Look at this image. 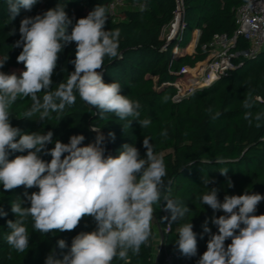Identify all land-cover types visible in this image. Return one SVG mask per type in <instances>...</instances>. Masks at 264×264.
Listing matches in <instances>:
<instances>
[{"label": "trees", "instance_id": "1", "mask_svg": "<svg viewBox=\"0 0 264 264\" xmlns=\"http://www.w3.org/2000/svg\"><path fill=\"white\" fill-rule=\"evenodd\" d=\"M113 1L39 0L31 11L21 9L19 15L11 20L6 0H0V60L8 56L0 71L19 75L25 70L22 63H17L22 47H14L20 39L19 26L23 18L43 14L59 3L65 5V11L75 24L96 5H102L108 14L106 29H120L119 56L105 58L100 70L103 80L105 83L118 82L122 94L139 101V119H150L151 123L141 128L133 121L131 127H125L133 118L120 120L114 113H105L102 118L99 110L81 100L78 93H75L73 105H66L60 113H50L43 121H39L38 113L31 119L25 118L32 101L30 97H18L10 107V123L22 133L52 131L53 143L47 145L48 149L55 146L56 140L68 143L73 135L85 137L82 146L93 143L97 133L91 131V127H95L101 129L106 137L105 155L113 157L119 155L124 144H132L143 158L146 152L143 139L149 138L154 152L163 158L167 172L160 203L153 205L152 235L148 243L141 246L139 254L130 251L126 260L116 258L112 264H164L165 249L173 253V264H197L207 250L209 240V234L203 231L205 221H208L211 232L216 233L217 227L211 223V218L224 214L201 204V197L209 191L208 188L219 189L218 199L221 201L226 194L242 195L245 191L264 195V119L259 121L261 127L257 128L254 118L257 113L264 112V49L257 57L242 62L239 68L222 76L211 86L177 98L175 84L183 88L186 86L181 70L184 67L194 68L207 58V45L215 35H233L236 11L247 0H180L183 28L170 40L165 37L164 31L173 22L179 0H122L142 4L143 7L127 8L121 15H111ZM13 29L15 33L10 35ZM68 32L70 34L71 26ZM195 32H199L196 46L197 36L193 40ZM176 46L177 52L174 51ZM188 47L190 51L195 48L191 53L182 52ZM238 47L245 48L247 43L239 40ZM75 52L76 44L72 42L59 54L49 91H55L60 83L67 82L69 73L74 71L70 61L75 58ZM37 95L42 102L45 92ZM246 98L253 102L251 109L243 107ZM249 111L252 113L251 123L245 119V113ZM217 112L220 115L213 118ZM109 132L115 134L114 140L108 137ZM26 154L13 152L9 159ZM40 155L45 161L51 160L49 155ZM223 170L228 171L227 177L220 174ZM207 178L214 181L208 188L203 184V179ZM229 179L232 187L228 186ZM35 191L38 188L21 186L5 192L0 185V207L7 213L0 217V264H44L53 249L57 258L62 259L76 235L96 229L95 221L84 217L73 231L42 235L34 231L29 217L26 220L30 237L28 249L23 253L12 249L7 243L11 231L7 221L16 218L11 211L12 203L18 198L25 200V192L31 194ZM165 196L181 201L191 211L169 225L162 219L170 216L164 210ZM24 206L29 204L25 201ZM255 214H264V201L258 205ZM189 222L197 234V254L193 257L183 256L175 243L178 229ZM158 228L162 231L163 241L157 261L153 245ZM60 239L67 242L68 248L61 250L57 247ZM230 243V239L226 240L225 246Z\"/></svg>", "mask_w": 264, "mask_h": 264}, {"label": "clouds", "instance_id": "2", "mask_svg": "<svg viewBox=\"0 0 264 264\" xmlns=\"http://www.w3.org/2000/svg\"><path fill=\"white\" fill-rule=\"evenodd\" d=\"M38 2L6 0L10 19L14 20L21 9L31 11ZM107 23V9L102 5H96L75 24L65 5L59 3L43 14L25 17L19 26L20 39L14 45L22 47L17 63H22L25 70L19 75L0 71V185L5 192L21 186L38 188L31 194L25 192V200L18 198L12 203L11 211L16 218L7 221L11 230L7 243L19 253L28 249L26 220L29 217L34 231L42 235L73 231L84 217H91L96 223L95 230L81 232L72 239L62 259L57 258L53 249L44 264H112L116 258L126 260L130 251L139 254L141 246L152 235L153 205L160 203L165 186L166 165L147 137L143 139L146 149L143 158L132 144H124L119 155L113 157L105 155L106 137L95 127H91L97 133L93 143L82 146L85 137L73 135L68 143L56 140L55 146L48 149L47 145L53 143L52 131L22 133L10 123V107L18 97L31 98L32 105L25 112V118L31 119L38 113L39 121H43L50 113H60L66 105H73L75 93L98 109L102 118L105 113H114L120 120L133 118L125 127H131L133 121L141 128L151 123L150 119H139V101L122 94L118 82L103 80L100 70L105 58L119 56L120 29H106ZM14 33L15 29L10 35ZM72 42L76 44L75 58L70 61L74 71L69 73L66 83L49 91L59 54ZM7 60L8 56L0 60V68ZM41 91L45 92L42 102L37 95ZM243 107H253L250 98L244 100ZM219 115L217 112L213 118ZM254 118L256 127H261L259 121L264 119V112ZM245 119L251 123L250 111L245 113ZM108 137L114 140L115 134L109 132ZM13 152L27 154L9 159ZM41 153L51 156V160H43ZM227 173V170L220 171L225 177ZM210 183L214 181L203 179L206 187ZM228 186H233L230 179ZM208 189L201 197V204L224 214L211 218L217 227L216 233L211 232L205 221L203 231L209 234V240L197 264H264V214H255L264 195L245 191L242 195L226 194L221 201L219 189ZM25 201L29 206H24ZM164 201V210L170 216L162 219L169 225L191 211L179 200L165 196ZM6 215L0 207V217ZM229 239L231 243L225 246ZM175 243L183 256H196L197 234L191 222L178 229ZM57 247L63 250L68 245L60 239Z\"/></svg>", "mask_w": 264, "mask_h": 264}, {"label": "built area", "instance_id": "3", "mask_svg": "<svg viewBox=\"0 0 264 264\" xmlns=\"http://www.w3.org/2000/svg\"><path fill=\"white\" fill-rule=\"evenodd\" d=\"M120 2L123 1L114 0L110 5L111 15H114L112 9L115 4ZM137 7H143V5H137ZM180 21L181 8L179 0L173 22L169 24L171 26L170 33L165 36L168 40L174 39L183 28L182 23L179 24ZM239 40L246 42L247 47H238ZM207 48L208 56L203 62L198 63L194 68L184 67L181 70L180 74L185 78L186 88L175 84L178 90L177 98L211 86L222 76H226L231 71L239 68L242 62L259 55L264 49V0H247L236 11L233 35H215ZM174 51H178V46L175 47ZM189 76L191 77V83L187 85L186 82ZM173 261V253L165 249L164 264H173Z\"/></svg>", "mask_w": 264, "mask_h": 264}, {"label": "rangeland", "instance_id": "4", "mask_svg": "<svg viewBox=\"0 0 264 264\" xmlns=\"http://www.w3.org/2000/svg\"><path fill=\"white\" fill-rule=\"evenodd\" d=\"M136 6L137 5H135V4L131 3V2L123 1V2H120V3H116L115 4V7L112 9V12H113V14H119V15H121L125 9H127V8H135ZM170 29H171V26L169 25L165 29V31H164L165 36H168L169 35ZM195 37H196V35H195ZM188 78L189 79H187V82H186L187 85H189L191 83V80H190L191 77L189 76ZM185 88H186V86H185ZM156 233L157 234L155 236L154 245H153V252H154V256L155 257L160 252V250H161V243H162L161 236L159 234L158 229H157Z\"/></svg>", "mask_w": 264, "mask_h": 264}, {"label": "crops", "instance_id": "5", "mask_svg": "<svg viewBox=\"0 0 264 264\" xmlns=\"http://www.w3.org/2000/svg\"><path fill=\"white\" fill-rule=\"evenodd\" d=\"M195 35L197 36V37H196V43H195V46H196V44H197V40H198V36H199V32H195V33H194V35H193V40L195 39ZM193 40H192V41H193ZM191 43H192V42H191ZM190 45H191V44H190ZM190 45H189V47H190ZM189 47H188L186 50H183L182 52H184V53H185V52H187V53H191V52L194 50V48H195V47H194L193 50L190 51V50H189Z\"/></svg>", "mask_w": 264, "mask_h": 264}, {"label": "water", "instance_id": "6", "mask_svg": "<svg viewBox=\"0 0 264 264\" xmlns=\"http://www.w3.org/2000/svg\"><path fill=\"white\" fill-rule=\"evenodd\" d=\"M180 25H181V21H180V23H179ZM179 25V26H180ZM174 37V36H173ZM191 93H189V94H187V95H190ZM187 95H185V96H187ZM158 231H159V234H160V236H161V241H163V234H162V231L158 228ZM161 245H162V243H161ZM160 255H161V251L158 253V255H157V261H158V259H159V257H160Z\"/></svg>", "mask_w": 264, "mask_h": 264}]
</instances>
